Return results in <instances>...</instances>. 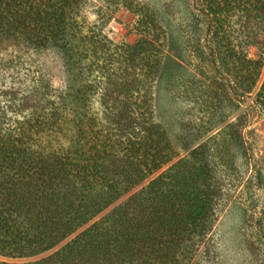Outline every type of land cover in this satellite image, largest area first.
Here are the masks:
<instances>
[{
    "label": "trees",
    "instance_id": "obj_1",
    "mask_svg": "<svg viewBox=\"0 0 264 264\" xmlns=\"http://www.w3.org/2000/svg\"><path fill=\"white\" fill-rule=\"evenodd\" d=\"M90 1L104 8L103 23H88ZM189 1L186 58L196 61L195 72L180 71L171 53L176 41L145 3L0 0V48L54 51L66 79L55 89L38 72L23 95L29 111L0 117V264L38 257L72 237L24 264H217L209 243L223 196L219 174L235 165L252 114L264 115V0ZM122 7L137 18L135 44H117L104 32ZM251 48L260 55L251 57ZM160 84L189 103L198 138L220 128L234 108L242 112L209 137L212 156L206 147L190 150L93 222L173 162L178 146L190 148L193 133L176 144L156 119ZM255 204L250 200L246 214L264 264Z\"/></svg>",
    "mask_w": 264,
    "mask_h": 264
},
{
    "label": "rangeland",
    "instance_id": "obj_2",
    "mask_svg": "<svg viewBox=\"0 0 264 264\" xmlns=\"http://www.w3.org/2000/svg\"><path fill=\"white\" fill-rule=\"evenodd\" d=\"M136 1L151 6L157 12L160 21L166 26L172 38L176 41L175 49L171 53L178 59L180 71H182V67L194 71L192 64L196 61L189 64L187 61L189 59L186 58L191 51V45L188 44V38H186V31L189 30L188 26L191 23L192 16L190 1ZM84 16L90 24L98 19L103 23L104 8L99 2L90 1L85 6ZM136 22L137 18L126 8L122 7L104 27V32L109 39L117 44L122 42L135 44L139 39L135 28ZM257 55H260L258 49L251 48L250 56L254 58ZM38 72V75H43L47 82L53 85L55 89L64 87L66 79L63 61L54 51L36 53L14 45L8 47L2 46L0 48V117L13 119L19 116L18 112L20 108L24 113L29 111V107L32 104H26L23 100V95H25V90L28 91L29 88L31 89L36 86L35 77H37ZM263 78L264 68L259 85ZM253 97L254 94L245 100L242 110H245L250 105ZM11 101H18V103L16 104ZM12 103L13 105H11ZM9 106L11 110L8 113ZM191 110L187 101L175 98L165 85L160 84L156 87L155 111L157 121L167 129L176 144L180 137H186L189 132L193 133V141L190 148L185 150L178 146L179 156L173 162L142 185L124 195L93 222L125 203L131 196L141 191L154 177L166 171L169 166L187 155L190 150L202 146L208 148V152H210L209 147H212V145L209 137L227 123L235 121L242 112L234 108L226 123L206 136L198 138L196 136L198 134L196 133L195 122L192 121L195 115ZM244 134L245 146L241 149L240 147L235 149V165H232L229 169H223L221 174H219L223 196L216 208V225L210 236L209 243L212 261L217 264H259L258 259L260 255L258 253H256V256L254 255L256 239L253 238V229L249 223L246 210L250 200L256 203L255 216L262 221L263 225L261 228L264 232V115L258 112L252 114L249 127L244 131ZM209 155L212 156L211 152ZM211 163H214V159H212ZM258 178L262 179L260 184H258ZM255 185V190L250 191L251 186L254 188ZM258 185H260V189H258ZM72 238L62 243L56 249L35 258L1 260L11 264L35 262L54 253Z\"/></svg>",
    "mask_w": 264,
    "mask_h": 264
}]
</instances>
